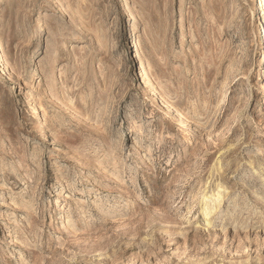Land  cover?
Returning a JSON list of instances; mask_svg holds the SVG:
<instances>
[{
  "label": "rangeland",
  "instance_id": "rangeland-1",
  "mask_svg": "<svg viewBox=\"0 0 264 264\" xmlns=\"http://www.w3.org/2000/svg\"><path fill=\"white\" fill-rule=\"evenodd\" d=\"M262 3L0 0V264H264Z\"/></svg>",
  "mask_w": 264,
  "mask_h": 264
},
{
  "label": "bare ground",
  "instance_id": "bare-ground-1",
  "mask_svg": "<svg viewBox=\"0 0 264 264\" xmlns=\"http://www.w3.org/2000/svg\"><path fill=\"white\" fill-rule=\"evenodd\" d=\"M120 1H123V0H120ZM263 1V6H264V0H261V2ZM121 6H124L123 5V2H121L120 4ZM41 19H39V24L41 23L40 22ZM262 24H263V31H264V20L262 21ZM1 63L2 65L5 67V70L8 72V81L9 82H17L19 80V75L18 73L16 72L15 69H12V68H9L6 60L4 58H1ZM32 91H33V88H29L28 90H25V95H24V99H27L29 104H28V107H30V109L32 111H35V103L33 102L32 100ZM255 167L251 166L250 169H254ZM222 188V186H218L217 188V192L216 193H213L209 198V201L210 202H215L217 200L220 199V189ZM206 196V195H204ZM221 200V199H220ZM218 206V205H217ZM215 206V207H217ZM220 206V205H219ZM214 206L212 207L211 204H207L203 207V213L205 215V217L207 218L208 216L212 215L213 214V208H215Z\"/></svg>",
  "mask_w": 264,
  "mask_h": 264
}]
</instances>
